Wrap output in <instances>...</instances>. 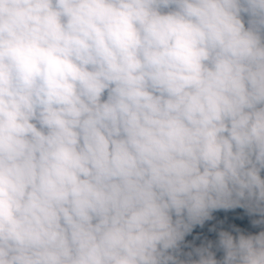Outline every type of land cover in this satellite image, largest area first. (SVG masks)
Segmentation results:
<instances>
[{
    "label": "clouds",
    "instance_id": "obj_1",
    "mask_svg": "<svg viewBox=\"0 0 264 264\" xmlns=\"http://www.w3.org/2000/svg\"><path fill=\"white\" fill-rule=\"evenodd\" d=\"M262 173L264 0H0V264H264Z\"/></svg>",
    "mask_w": 264,
    "mask_h": 264
},
{
    "label": "trees",
    "instance_id": "obj_2",
    "mask_svg": "<svg viewBox=\"0 0 264 264\" xmlns=\"http://www.w3.org/2000/svg\"><path fill=\"white\" fill-rule=\"evenodd\" d=\"M264 175V173H262ZM253 219H259L258 216H250L246 212L245 209L242 208H237V209H232V210H219L213 213V219L211 221H206L204 226H196L192 233L189 234L188 236L185 237V245H190L186 248V251L182 249L183 252L187 253L192 251L193 248L195 247H200L202 245L198 244L200 243V239L197 241L194 239H191V235H197L195 234L196 231L202 230L205 232H208L212 235H214L213 230L210 231V229H214L217 234L220 231H230L232 232L233 235H236V233L233 231L234 228H240L242 231L246 230L249 231L250 234H256L258 233L261 229L259 227H253L251 221ZM211 223V224H210ZM215 238L218 239V237L215 235ZM202 240V239H201ZM217 241V240H216ZM213 242V245H215V242ZM213 251H216L215 247H213ZM217 259H220L221 256L223 255L222 252H217ZM183 258V257H182ZM195 258V257H194Z\"/></svg>",
    "mask_w": 264,
    "mask_h": 264
},
{
    "label": "rangeland",
    "instance_id": "obj_3",
    "mask_svg": "<svg viewBox=\"0 0 264 264\" xmlns=\"http://www.w3.org/2000/svg\"><path fill=\"white\" fill-rule=\"evenodd\" d=\"M243 232H245L246 234H249V231L243 230ZM213 233H214V235H212L208 232L202 231V230H198L195 232V234H197V235H194V234L191 235V237H192L191 239H194L196 241L198 239H200V243L198 244V246L199 245H206L209 241L213 243L214 241L218 240L217 238H215V235L218 237L217 232L215 230H213ZM182 249L186 251V248L183 247Z\"/></svg>",
    "mask_w": 264,
    "mask_h": 264
}]
</instances>
